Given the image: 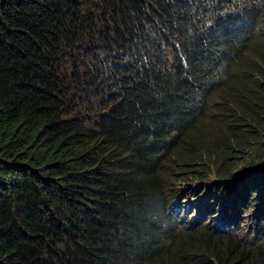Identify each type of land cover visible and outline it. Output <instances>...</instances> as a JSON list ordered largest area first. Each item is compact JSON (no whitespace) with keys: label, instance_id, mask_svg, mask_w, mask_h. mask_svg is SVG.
I'll return each mask as SVG.
<instances>
[{"label":"trees","instance_id":"1","mask_svg":"<svg viewBox=\"0 0 264 264\" xmlns=\"http://www.w3.org/2000/svg\"><path fill=\"white\" fill-rule=\"evenodd\" d=\"M244 1L0 0V264H264V240L182 226L167 192L213 160L264 203Z\"/></svg>","mask_w":264,"mask_h":264},{"label":"rangeland","instance_id":"2","mask_svg":"<svg viewBox=\"0 0 264 264\" xmlns=\"http://www.w3.org/2000/svg\"><path fill=\"white\" fill-rule=\"evenodd\" d=\"M261 143L262 150L257 152L258 149H254V152L251 155V158H253L251 161L255 164L259 163L257 164L258 167L264 166V138ZM173 165L175 164L173 163ZM197 168L198 171L191 174L188 179L181 180V178L187 177H180V175L176 173L173 174V177L168 185L169 188L167 189V192L170 194L169 196L171 202L174 201L175 204L177 203L176 206H179V204L182 205L181 207H183V209L188 207V217L194 215L196 216V214L206 206L214 207L212 208L211 214L205 216L208 217V221L211 219H217L223 215L225 213L224 210L233 207L232 202H240L241 219L243 222L239 225L240 228L238 231L232 233L236 236H241L244 238L246 236H254L256 232H259V240H264V222L261 221L264 218V210L262 211L260 208V206L264 208V203H256L257 210L252 211L253 209H251V206L255 205H252L250 201L254 202L256 200H251L248 198V196H241L242 194L237 196L234 192H232V190L229 189L231 187L234 189L235 186H238V183L241 182L240 174L237 173V176L227 179L226 181H223V179H217L220 177L216 176L215 169L213 167V160L206 163L204 162L201 165H198ZM236 170H245V167L240 165L239 167L235 168L233 172H237ZM174 171L176 172L177 170H173L172 173ZM262 171H264V169H262ZM261 183H263V181H261ZM176 192H179L177 193V197L180 198H175L173 194ZM246 203H249V205L246 206ZM254 212L259 214V218H256ZM188 217L186 219H188ZM202 220L203 221L201 224H199L200 226L195 227L196 229L201 226L204 228L211 226L210 222L206 223V218H203ZM258 221L261 222L259 231H256L255 225L258 224Z\"/></svg>","mask_w":264,"mask_h":264},{"label":"clouds","instance_id":"3","mask_svg":"<svg viewBox=\"0 0 264 264\" xmlns=\"http://www.w3.org/2000/svg\"><path fill=\"white\" fill-rule=\"evenodd\" d=\"M243 4L247 5L246 7H244V9L249 12L252 15V20H253V16L255 19L256 15H259L260 17L257 18V20H259L261 18V20H264V0H248V1H244ZM229 10V9H227ZM230 12V11H228ZM232 14H235V8L233 10H231ZM250 28H254V26H250ZM256 33L261 35L260 37L263 39L264 42V25L263 24H259L257 25L256 28ZM189 80L192 82V80L189 78ZM191 95L196 99L197 94L199 93V89L197 88V86H195L194 88H192L190 91ZM156 109V108H155ZM158 110V109H157ZM209 125V131L210 134L211 133H220L222 135H224L226 137L227 133H232L233 128L230 126V123L228 122H222V121H216V122H211ZM179 193V192H178ZM175 195V194H173ZM177 196H175L176 198ZM180 198V197H177ZM177 200V199H176ZM177 204V203H176ZM175 202H170V207L172 209V211L175 213V215L177 216V222L182 225V226H186V225H191V226H200L199 224H201V222L203 221V218H206V223H211V226L209 227H205L206 229H209L213 232L216 233H230V232H236L238 231V229L240 228V224H242V219H241V209H240V202L236 203V202H232L233 207H230L229 209L224 210V214L221 215L219 218L217 219H211L210 221H208V217H205L206 215H209L210 213H207V207L206 209L202 210L204 211V213L199 214L197 213L196 216H191L188 217V207L183 209V207H181L182 205L179 204V206H176ZM239 208V209H238ZM206 211V212H205ZM238 211V212H237ZM230 213V214H229ZM238 213H239V217H238ZM246 213V212H245ZM188 217V219H186ZM259 218V216H258ZM186 219V220H185ZM240 222V223H238ZM259 227H260V221H258V224L255 225V230L259 231ZM199 228H204V227H199ZM242 239L246 240H259V232H256V234L254 236H246V237H241L238 236Z\"/></svg>","mask_w":264,"mask_h":264}]
</instances>
